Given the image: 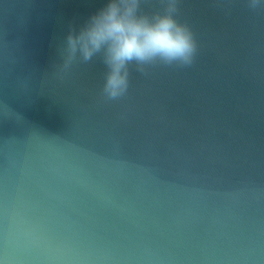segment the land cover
<instances>
[{
    "label": "water",
    "instance_id": "water-1",
    "mask_svg": "<svg viewBox=\"0 0 264 264\" xmlns=\"http://www.w3.org/2000/svg\"><path fill=\"white\" fill-rule=\"evenodd\" d=\"M103 3L0 0V264H264V9L181 0L193 65L104 101L57 67Z\"/></svg>",
    "mask_w": 264,
    "mask_h": 264
},
{
    "label": "clouds",
    "instance_id": "clouds-1",
    "mask_svg": "<svg viewBox=\"0 0 264 264\" xmlns=\"http://www.w3.org/2000/svg\"><path fill=\"white\" fill-rule=\"evenodd\" d=\"M104 0L82 23H70L57 44L60 73L99 59L105 74L99 95L119 101L128 95L132 70L147 75L153 66L190 67L199 45L191 26L179 19L181 0ZM250 10L264 9V0H247Z\"/></svg>",
    "mask_w": 264,
    "mask_h": 264
}]
</instances>
